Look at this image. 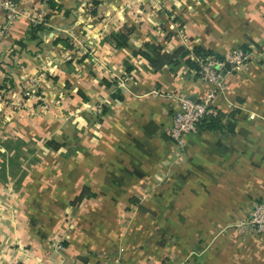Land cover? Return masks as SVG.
Segmentation results:
<instances>
[{
  "label": "crops",
  "instance_id": "crops-1",
  "mask_svg": "<svg viewBox=\"0 0 264 264\" xmlns=\"http://www.w3.org/2000/svg\"><path fill=\"white\" fill-rule=\"evenodd\" d=\"M15 1L14 23L0 41V110H9L5 97L18 104L21 85L42 68L62 95L51 109L70 117L54 122L51 109L42 116L25 106L1 123L0 264L100 263L102 234L61 227L63 248H51L39 234L57 229L31 208L53 201L71 207L67 199L85 190L76 200L93 213L85 220L111 221L108 237L116 242L125 229L120 264H264V235L242 224L251 202L264 201V0ZM7 14L0 5V26ZM37 24L45 29L34 37ZM123 26L134 30L128 45L116 48L110 36ZM77 44L88 54L69 61ZM147 44L169 53L184 47L190 59L195 47L255 53L226 75L225 93L210 102L222 128L190 134L181 154L168 134L179 97L199 101L212 86L183 59L150 69L135 54ZM97 106L99 118L90 110ZM76 127L83 145L75 163L59 147L34 146ZM54 169L62 181L53 183ZM165 172L172 180L159 181ZM121 206L139 212L130 213L135 226L127 232L117 228L126 216Z\"/></svg>",
  "mask_w": 264,
  "mask_h": 264
},
{
  "label": "rangeland",
  "instance_id": "rangeland-1",
  "mask_svg": "<svg viewBox=\"0 0 264 264\" xmlns=\"http://www.w3.org/2000/svg\"><path fill=\"white\" fill-rule=\"evenodd\" d=\"M9 31H7V33L5 35L1 36V39L4 38L5 36H7ZM0 39V41H1ZM72 46V45H71ZM84 48V47H83ZM72 50H73V56L69 57L68 60L69 61H75L77 59V61L81 60V57L84 55H87V52H83V49L81 48V46H79L78 44L75 46H72ZM77 57V58H76ZM76 58V59H75ZM62 60L65 61V59L63 58ZM63 62V61H62ZM42 68L37 69V71L30 76L29 78H27L25 80V82L21 85V99L18 100V104H14L13 102L9 101L6 97L4 98L6 101V106L9 108V110L3 109L2 111L0 110V132H1V128L2 125L1 123H6L7 121H9L12 117H13V113L11 114V112L17 111L19 110L18 108H25V106L27 108H29V110L31 112H33L34 114H38V115H44L46 113L50 112V109L52 107L58 106L60 107V105H58V102L61 101L62 99V95L60 89L58 87H56L55 84H47L49 83V78H52L53 75L50 73L48 74L47 71H43L42 72ZM47 74V75H45ZM68 88V87H66ZM70 88V87H69ZM1 96L5 95L6 93H0ZM50 94L52 95V97L50 96ZM64 94V92H63ZM15 106V107H12ZM7 108V109H8ZM17 108V109H16ZM26 108V109H27ZM100 109V111L98 110ZM52 110V109H51ZM91 111H95V118H99L98 115H100L101 113V107H96V109H90ZM60 111V110H58ZM92 111V112H93ZM74 113L71 116H75V113H77L76 111H73ZM56 117L60 120V119H67L70 116H61L58 115L57 110H52V118L54 119L53 121L55 122ZM76 117V116H75ZM91 119V118H89ZM75 123V122H74ZM71 126H74V124H71ZM77 127L76 128H72L71 134L68 137H64L63 139L61 137H59V134H52L51 137H49L50 139H47L45 141L42 140H36L35 143L36 145H34L36 147V149L38 151H44V150H51V151H56L54 150L52 147H50L48 145L49 141H56L55 143L58 145L60 150L63 151V154L66 152H69V155H71L70 160L71 161H76V156L75 154L80 151L82 149V143H80L77 139L78 135H77ZM55 131V130H54ZM73 132V133H72ZM42 139V138H41ZM63 140V141H61ZM89 146H91V144L89 143ZM28 148V145L26 142H21V149L22 150H26ZM89 148V147H87ZM181 158L183 159V155H181ZM179 159V157H178ZM181 159V160H182ZM25 159L22 158V161H24ZM30 160H38L39 158H31ZM58 161H61V159H58ZM166 173V172H165ZM163 176H161L159 178V181H166V180H172V176L168 175L167 173ZM53 177V183L56 181H62V177H60V175L55 172L52 174ZM157 177H155V175L153 176L152 181L154 183ZM157 181V180H156ZM158 182V181H157ZM62 193V191L54 190V193ZM66 192V190L64 191ZM91 195H94V192H92L90 190ZM32 196L33 193L31 191ZM37 194V191H36ZM38 198L40 197V195H37ZM35 197V196H34ZM76 197V196H75ZM75 197L73 199L72 196L69 197L68 202L72 204L71 207H65V205L55 202L53 201L52 204L50 205H46V206H42L40 204H36L33 205L31 208L33 210V214H36L38 217H46L48 219V223H51L49 226L50 228H54L56 227L57 231L55 233L51 232L48 235H46V233H41L40 232V237H39V241L42 242H47V244L49 245V247L51 246V248H58V249H62L63 246L61 245V243L63 242L64 236L62 234H60V228H70L71 229L75 228L76 225L78 228H81L82 226H85L84 229H82L84 232L90 231V234H92L95 237H98L97 232L101 235V244H97L96 247H104L103 249H106L105 253L103 254V257L100 259V263L98 264H120L121 263V259L122 256L124 254V249L121 248L120 246V242H122L124 239V235H125V229L126 228V232L129 231L133 226V224H131L132 222H128L129 221V215L130 213L134 214L135 212H138V210H135L136 208H131L129 206H121L118 207L117 212L119 213H123L126 214V216H128V218L125 217H121L120 222L117 223V228L122 227L124 229V233L121 235V237L119 238V240L116 242V240L114 241L113 239L108 237V234L111 230L112 227V222L108 223V219H96V218H88L87 220H85L87 217V213L88 214H93L91 211H87L86 209H88L87 206H81L80 202H76ZM73 199V200H72ZM67 208V210H66ZM86 213V214H83ZM139 213V212H138ZM149 213H153V212H149ZM96 215V214H94ZM77 216L79 218H77ZM68 217V218H67ZM98 218V217H97ZM39 220V219H38ZM81 220H84V222L81 223ZM105 222H102L104 221ZM40 221V220H39ZM100 221V222H99ZM47 223V225H48ZM64 224V225H63ZM98 224H102L101 227ZM40 230L44 231L45 226L43 224H41L40 226H38ZM97 231V232H96ZM88 233V232H87ZM129 233V232H128ZM134 233V232H133ZM47 245V247H48ZM48 247V248H49Z\"/></svg>",
  "mask_w": 264,
  "mask_h": 264
},
{
  "label": "built area",
  "instance_id": "built-area-1",
  "mask_svg": "<svg viewBox=\"0 0 264 264\" xmlns=\"http://www.w3.org/2000/svg\"><path fill=\"white\" fill-rule=\"evenodd\" d=\"M0 5L8 14L0 26V39L13 25L16 17V1L1 0ZM253 50L234 48L220 57L214 55L195 57L198 64L199 77L212 86L211 90L199 101H193L183 95L179 97V108L173 114L168 134L173 141L174 148L183 152L186 137L199 130L200 121L211 112L210 102L217 96L225 93L224 79L226 75L238 71L245 63L254 57ZM100 111V109H98ZM254 233L264 235V201L251 202L246 220L242 223Z\"/></svg>",
  "mask_w": 264,
  "mask_h": 264
},
{
  "label": "trees",
  "instance_id": "trees-1",
  "mask_svg": "<svg viewBox=\"0 0 264 264\" xmlns=\"http://www.w3.org/2000/svg\"><path fill=\"white\" fill-rule=\"evenodd\" d=\"M45 29V26L42 24H37L32 27V33L33 36H36L37 32H42ZM134 30V26H123L115 33L111 34L112 40L115 42L116 48L126 47L128 45V40L131 35V33ZM244 50H250L246 47H240ZM194 56L192 59L188 57L189 51L184 47L177 48L174 52L169 53L166 51H163L162 47L160 45L156 44H147L145 50H138L135 52L136 55H140L142 58H144L150 69L157 71L162 69L165 66H176L180 63V60L183 59L185 63L191 67L195 68L197 74H198V64L194 60L195 57H206L210 55H214L216 57H220L221 55L218 54H212L209 51H205L200 47H195L193 49ZM199 75V74H198ZM1 88V86H0ZM215 117H212V111L208 113L199 124V130L207 129V130H217L221 129L222 126L214 119ZM48 145H50L53 149H57L58 145L54 143L53 141L48 142ZM86 193L85 191H82L79 197H77L76 200H80Z\"/></svg>",
  "mask_w": 264,
  "mask_h": 264
}]
</instances>
